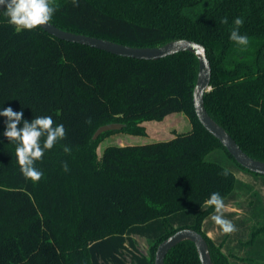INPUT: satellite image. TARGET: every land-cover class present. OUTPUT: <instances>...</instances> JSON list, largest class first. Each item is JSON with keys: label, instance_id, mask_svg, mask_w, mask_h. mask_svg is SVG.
Returning <instances> with one entry per match:
<instances>
[{"label": "trees", "instance_id": "obj_1", "mask_svg": "<svg viewBox=\"0 0 264 264\" xmlns=\"http://www.w3.org/2000/svg\"><path fill=\"white\" fill-rule=\"evenodd\" d=\"M55 6L50 23L73 33L133 47L180 38L203 45L210 64L207 114L243 152L264 161V0H79L78 7L55 0ZM237 17L246 47L230 39ZM197 70L188 51L144 60L61 40L40 27L17 31L0 9V111L22 110L28 121L51 116L67 133L36 161L43 177L32 182L20 172L0 116V264H153L158 243L182 228L206 239L214 264H251L255 258L239 248L257 238L262 253L255 261L264 264V195L237 173L263 186L264 175L240 166L198 121L192 102ZM172 113L183 114L190 128L165 140L109 145L98 155L104 138L146 136L145 122ZM108 123L122 127L93 140ZM216 150L230 163L209 159ZM240 191L250 194L249 213L259 223L226 209L237 231L222 234L204 202L219 192L226 205L239 207ZM164 264L200 261L184 240Z\"/></svg>", "mask_w": 264, "mask_h": 264}, {"label": "clouds", "instance_id": "obj_2", "mask_svg": "<svg viewBox=\"0 0 264 264\" xmlns=\"http://www.w3.org/2000/svg\"><path fill=\"white\" fill-rule=\"evenodd\" d=\"M72 4L78 7L79 0H72ZM0 9L4 11L8 23L17 31H31L48 25L56 11V6L55 0H0ZM221 22L226 24L227 18ZM243 23V18H235L230 39L246 47L249 44V38L239 32ZM0 116L6 118L3 136L16 145L15 155L20 172L25 179L32 182L40 181L43 172L35 167V163L43 158L46 150H51L58 141L66 138L64 125L55 124L51 116H36L31 121L25 120L22 110L14 111L11 107L0 111ZM87 122L90 123V121ZM21 123L22 127H18ZM63 151L70 153L71 149L65 145ZM63 169L65 172L69 171L67 163L63 164ZM228 174L229 170L225 168L223 175ZM204 206L214 209L210 219L214 225L218 226L222 234L229 235L237 231L236 225L225 217L227 205L219 192H213L204 202Z\"/></svg>", "mask_w": 264, "mask_h": 264}, {"label": "water", "instance_id": "obj_3", "mask_svg": "<svg viewBox=\"0 0 264 264\" xmlns=\"http://www.w3.org/2000/svg\"><path fill=\"white\" fill-rule=\"evenodd\" d=\"M40 28L55 38L79 43L123 57L156 60L182 51L193 53L197 58L198 70L192 91V102L198 121L211 135L218 139L221 145L240 166L250 172L264 175V161L254 159L243 152L224 128L217 124L207 114L204 108L203 96L209 89L210 64L206 57L205 48L200 43L180 38L155 47H133L103 38L63 30L50 22L48 25ZM121 127L122 124L120 123L101 125L94 131L92 139L95 140L103 132L119 130ZM184 240H188L194 244L200 264H214L209 254L206 239L199 232L191 228L176 230L174 233L160 241L154 252L153 264H164V257L167 252L176 244Z\"/></svg>", "mask_w": 264, "mask_h": 264}, {"label": "rangeland", "instance_id": "obj_4", "mask_svg": "<svg viewBox=\"0 0 264 264\" xmlns=\"http://www.w3.org/2000/svg\"><path fill=\"white\" fill-rule=\"evenodd\" d=\"M146 130L148 131V135L146 136H135V135H129L125 134L122 132H118L115 134H112L106 138H104L98 145L97 147V153L98 155L101 154L102 150L109 145H133V144H143L151 141H155L156 139L153 138L154 136L159 139L163 138L169 139L172 138L173 131L176 132H184L187 131L190 128V124L188 119L181 113H172L167 117L166 119L164 118L160 122H155V121H149L144 123ZM211 160H217L219 163L227 165L229 162V159L223 154L221 150H216L212 154L209 155L208 157ZM237 176L241 178V181L243 182H251L253 184L254 190L257 192V194H260L263 196L264 195V186L256 181L255 179H250L246 177L244 174L237 173ZM249 180V181H248ZM244 192V191H243ZM242 191H240L237 201L239 202V207L234 206L233 203L227 205V210H234L236 213L239 214V216H242L244 219V222L247 224H255L258 225L259 223V218L258 217H252L251 214L249 213L250 209V204L248 203L250 200V194H246L244 192L243 194ZM250 193V192H249ZM252 199V198H251ZM252 204V203H251ZM232 210V211H233ZM249 214V215H248ZM250 220V221H249ZM249 226V225H248ZM251 227H249L250 229ZM249 230H246L243 235L241 236L242 239H247L249 237ZM209 236H214V232H209ZM138 244L140 249L145 252L146 251V243L144 240L137 238ZM240 254H243L244 256H249L257 259L259 257L261 252V244L258 242L257 238L252 244H248L244 246L243 248H239ZM239 254V253H238ZM241 255V256H243ZM257 256V257H256ZM252 260L251 264H256L257 261Z\"/></svg>", "mask_w": 264, "mask_h": 264}, {"label": "crops", "instance_id": "obj_5", "mask_svg": "<svg viewBox=\"0 0 264 264\" xmlns=\"http://www.w3.org/2000/svg\"><path fill=\"white\" fill-rule=\"evenodd\" d=\"M167 117H169V115H168V116H166V117H165V119H166ZM146 133H147V135H148V131H147V130H146ZM153 138H155L156 140H162V139H163V138H160V137H159V139H158V138H157V137H155V136H154Z\"/></svg>", "mask_w": 264, "mask_h": 264}]
</instances>
